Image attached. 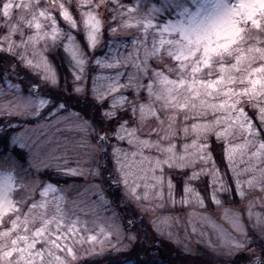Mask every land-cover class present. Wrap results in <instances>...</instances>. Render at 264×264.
<instances>
[{"label":"snow or ice","instance_id":"1","mask_svg":"<svg viewBox=\"0 0 264 264\" xmlns=\"http://www.w3.org/2000/svg\"><path fill=\"white\" fill-rule=\"evenodd\" d=\"M50 3H0V264H264V0Z\"/></svg>","mask_w":264,"mask_h":264},{"label":"rangeland","instance_id":"2","mask_svg":"<svg viewBox=\"0 0 264 264\" xmlns=\"http://www.w3.org/2000/svg\"><path fill=\"white\" fill-rule=\"evenodd\" d=\"M44 0H42L43 2ZM3 0L1 1L0 0V3H2ZM49 6L51 7L52 4H49ZM132 50V49H131ZM130 50V51H131ZM122 51V49H121ZM123 52V51H122ZM64 134L68 137H73L74 136V132L70 129H64ZM247 190V188H246ZM259 194V189H253L249 192V196H256ZM235 203L237 204H246L247 201H240L238 197H235ZM230 206H233L232 204L228 203L227 199H226V202L224 205L220 206V207H215L213 206V212H214V215H215V218L216 219H220L221 216H222V213H223V208L224 207H230ZM192 209H195L196 212H201L202 210L198 208L197 205L193 204L191 206ZM123 209V206H121V208H118L117 211L118 212H121ZM262 209H264V201H260V200H257L256 202V207L254 209V211H261ZM125 210H128V209H123V212L126 213ZM129 211V210H128ZM190 210H187L185 212H179V213H176L177 216H179V219L177 220H174L172 223H171V231L178 235L180 237V239L184 242H188L185 237L186 235H189L191 237H193L194 239L192 240L193 243H195V238H198L199 236V232H204L205 234H210L212 232V228H211V225L199 218H191L189 215H188V212ZM103 215V213H101ZM90 216V214H89ZM220 222H224L223 220H221ZM193 224H195L196 228L198 229V232L197 233H193L191 231L192 229V226ZM145 227L147 228L148 232L150 234H152V229L147 227V224L145 225ZM166 241L168 243H170L167 239H164L160 245V249H161V257L164 258V259H161V260H165L166 258H168V254L164 253V249H163V246L166 245ZM172 255V254H171Z\"/></svg>","mask_w":264,"mask_h":264},{"label":"trees","instance_id":"3","mask_svg":"<svg viewBox=\"0 0 264 264\" xmlns=\"http://www.w3.org/2000/svg\"><path fill=\"white\" fill-rule=\"evenodd\" d=\"M1 1H2V0H1ZM43 2H44V3L51 4V3H50V0H44ZM125 2L127 3L128 0H125ZM52 6H53V5H52ZM52 6H51V7H52ZM133 34H135V29H123V28H122V29L120 30V35H121V36H132ZM125 43H127V42L125 41ZM121 49H122V51H124L123 48H121ZM131 49H132V45H131V44H128V51H130ZM163 249H164V253L168 254V256H170L171 254L174 255V253H175V248H174V246H173L171 243H168L167 241H166V245L163 246ZM168 258H169V257H168ZM165 260H167V258H166ZM165 260H161V264H164Z\"/></svg>","mask_w":264,"mask_h":264},{"label":"flooded vegetation","instance_id":"4","mask_svg":"<svg viewBox=\"0 0 264 264\" xmlns=\"http://www.w3.org/2000/svg\"><path fill=\"white\" fill-rule=\"evenodd\" d=\"M126 212H128V210H125ZM150 234V233H149ZM151 235V234H150ZM162 259H164V258H162Z\"/></svg>","mask_w":264,"mask_h":264}]
</instances>
